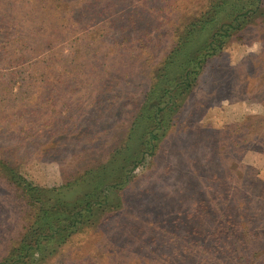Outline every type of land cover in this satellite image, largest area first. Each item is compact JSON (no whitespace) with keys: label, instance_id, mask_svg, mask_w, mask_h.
<instances>
[{"label":"rangeland","instance_id":"rangeland-1","mask_svg":"<svg viewBox=\"0 0 264 264\" xmlns=\"http://www.w3.org/2000/svg\"><path fill=\"white\" fill-rule=\"evenodd\" d=\"M36 1L0 0L4 34L15 15H44L36 51L18 60L0 54V157L16 165L17 180L0 166V264L43 229L37 190L76 192L83 172L139 146L141 138L129 142L130 128L155 104L146 98L156 71L211 0H70L64 9ZM261 2L254 20L206 62L136 179L110 189L111 203L122 206L82 211L83 230L33 264H264ZM87 215L118 216L117 224L100 228L106 219L87 230Z\"/></svg>","mask_w":264,"mask_h":264},{"label":"trees","instance_id":"trees-1","mask_svg":"<svg viewBox=\"0 0 264 264\" xmlns=\"http://www.w3.org/2000/svg\"><path fill=\"white\" fill-rule=\"evenodd\" d=\"M39 1L40 3L41 1L48 2L54 8L60 5L63 9L71 3L70 0ZM81 1L76 0V2ZM24 2H33L37 6L36 0H24ZM256 2L262 4L261 0L210 1L208 9L205 10V16L203 15V18H199L197 22L192 23L189 29L183 31L182 40L173 46L171 56L161 63L160 68L156 71L146 98L147 101H155V104L150 106L151 110H148L147 106L142 108L143 112L135 117L131 125L129 133L131 138L128 137L129 142L133 136L134 139L141 138V145L139 144L141 149L134 150L135 154L133 155L131 148L139 146L128 144L127 147L118 149L116 158L109 160L104 166L101 164L99 171L87 170L83 172V175L74 181L77 187L76 192L57 188L37 190L35 194L40 195H33L35 200L33 199L32 202L33 205L36 202L39 204L36 215L39 225L43 229L31 232L21 245L13 250L5 264H18V261L21 262L19 264H33L35 259H44L45 256L52 255L56 250V245L65 243L73 234L83 230L85 226L79 223L81 219H85L82 211L91 212V214L94 211L92 214L94 215L103 210L109 211L111 205L115 209L122 206V200H119L117 204L111 203L110 199L113 200V198L110 189L112 187L120 189L126 182L130 183L137 175L134 173L135 169L145 165V153L149 156L154 155L172 125L171 121L179 109L180 102L199 81L204 65L217 50L222 48L228 38L237 35L247 23H250V20H254L252 15L256 13L254 11ZM85 9L86 11L76 12L75 16L87 15V8L85 7ZM64 11L71 16L75 13L72 10ZM24 16L25 18L22 19L20 15H15L17 19L6 20L7 27L10 28V32L7 34L0 31V54L4 57L18 60L30 55L29 52L36 51L41 45L44 36L43 30L40 29V18L44 15L42 12L39 14L27 12ZM4 18H6L5 14L0 13V20ZM63 18L64 15L61 19ZM29 24L34 25L37 29L29 28ZM16 26H19V29H15ZM21 28L25 32H21ZM59 28H56L53 34L58 32ZM14 31L16 34L13 33ZM93 32L96 35L99 33L101 36L105 35L100 27L95 28ZM31 38H35L38 43H34ZM127 162L129 165L124 168L123 164ZM0 166L10 179L16 178L15 164L0 157ZM129 174L133 176L131 177ZM28 187L31 193L36 190V188ZM104 190H107L109 194H106ZM29 203L31 202L29 201ZM117 218L118 216L87 215V230L97 225L99 227L100 223L106 219L109 220L108 227L100 228L108 229L111 224H117L115 221ZM135 226L136 224H133L135 231L141 229ZM120 227L124 228L125 226L119 224L118 228ZM209 254L213 255V252L211 251ZM15 257L17 258L15 259Z\"/></svg>","mask_w":264,"mask_h":264}]
</instances>
